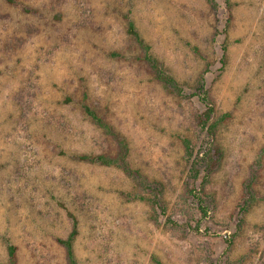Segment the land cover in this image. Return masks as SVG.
I'll return each mask as SVG.
<instances>
[{"label":"rangeland","instance_id":"374dc122","mask_svg":"<svg viewBox=\"0 0 264 264\" xmlns=\"http://www.w3.org/2000/svg\"><path fill=\"white\" fill-rule=\"evenodd\" d=\"M217 2L0 0V264L10 244L18 264H65L57 238L71 231L68 212L79 221L78 264H264V200L238 230L243 184L264 150V0ZM130 22L185 93L206 71L217 112L230 113L199 231L166 228L129 196L120 169L77 158L116 151L84 113L87 95L128 139L134 166L164 185L169 214L196 226L182 140L208 145L196 124L206 108L153 77Z\"/></svg>","mask_w":264,"mask_h":264},{"label":"trees","instance_id":"16d2710c","mask_svg":"<svg viewBox=\"0 0 264 264\" xmlns=\"http://www.w3.org/2000/svg\"><path fill=\"white\" fill-rule=\"evenodd\" d=\"M9 3H15L16 0H6ZM215 9L219 8L217 0H206ZM227 4L231 5V0H226ZM231 20L227 19V26ZM128 32L134 37L140 47V54L138 58L144 61L153 75V77L160 82L165 88L178 95H186V88L173 75H171L165 68L164 64L153 54L152 46L147 43L140 32L135 28L133 22L129 23ZM192 97H197L198 100L205 106V110L197 115V126L207 133L209 139L206 147L196 150V144L192 139L186 137L182 140L184 146V157L190 162L189 178L190 182L187 185V196L193 204H197L196 208L199 210L200 218L196 220V226L190 224V220L182 221L179 219L183 216L174 217L169 214L166 199L164 197V185L157 180L151 179L143 171L134 166L131 161V147L128 139L116 130L114 125L110 123L105 117L98 113L90 104L84 102L82 108L90 121L100 128L106 135L110 136L115 145L116 151L114 153H98V154H79L77 158L80 160L97 163L103 166H111L120 169L125 176H127L133 183V190L128 194L132 199L145 200L150 204L153 210V218L157 222H162L161 217L164 218V226L171 230H196L199 231V226L202 219L210 212L211 202L207 201V186L211 182V176L214 171V157L217 131L221 124H223L229 117L230 113H218L216 109L215 100L211 94L210 89L207 88L206 71L202 72L197 85L193 87V91L188 94ZM264 150L260 153L258 158L254 161L251 171L245 180L244 197L239 204L240 221L238 230L242 227V222L246 214L256 205L260 200H264L256 188L260 172L263 169ZM71 219L72 228L66 237H59L57 241L64 247L66 252L65 264H78V260L74 250V242L79 234V221L75 214L68 212ZM193 218V217H192ZM181 220V221H180ZM192 220V219H191ZM229 246L232 245L233 240L224 237ZM230 264H233L229 261ZM1 264H18L17 262V247L13 244L8 246V260Z\"/></svg>","mask_w":264,"mask_h":264}]
</instances>
